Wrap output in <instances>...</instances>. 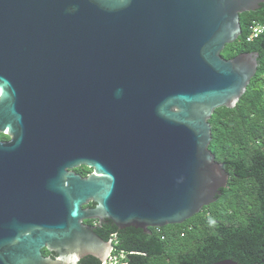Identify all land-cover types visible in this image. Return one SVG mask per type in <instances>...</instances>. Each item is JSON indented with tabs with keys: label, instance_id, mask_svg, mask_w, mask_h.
Instances as JSON below:
<instances>
[{
	"label": "water",
	"instance_id": "water-1",
	"mask_svg": "<svg viewBox=\"0 0 264 264\" xmlns=\"http://www.w3.org/2000/svg\"><path fill=\"white\" fill-rule=\"evenodd\" d=\"M262 4L0 0V124L57 114L65 130L56 152L0 149V264L103 263L113 239L84 220L148 232L216 202L230 173L209 148L210 119L236 106L260 56L222 51L242 34L240 14Z\"/></svg>",
	"mask_w": 264,
	"mask_h": 264
},
{
	"label": "trees",
	"instance_id": "trees-1",
	"mask_svg": "<svg viewBox=\"0 0 264 264\" xmlns=\"http://www.w3.org/2000/svg\"><path fill=\"white\" fill-rule=\"evenodd\" d=\"M264 22V4L240 14L241 36L228 43L222 55L260 53L257 73L235 107L217 108L210 119V150L230 173L217 201L182 224L148 232L134 227L119 229L111 220L96 233L116 238L115 253L125 252L128 264H213L232 259L264 264V33L246 40L254 21ZM78 264H102L94 256Z\"/></svg>",
	"mask_w": 264,
	"mask_h": 264
},
{
	"label": "flooded vegetation",
	"instance_id": "flooded-vegetation-1",
	"mask_svg": "<svg viewBox=\"0 0 264 264\" xmlns=\"http://www.w3.org/2000/svg\"><path fill=\"white\" fill-rule=\"evenodd\" d=\"M5 95L3 89L0 88V113L2 110V97ZM8 100L13 101L14 96L9 94ZM19 118L15 115H10L7 120H3V124H0V149L2 147L9 149V154H15L22 149H46L53 152L63 148L65 144V130L63 128L64 123L60 121L59 115H35L27 116L23 113L18 114ZM47 124L46 127L44 125ZM37 127V128H34ZM77 124L74 123V132L76 131ZM74 162V160H72ZM58 166H64L66 171L72 172L75 175H79L86 178L92 173L93 168L85 164L75 165L70 164V160L54 161ZM95 204L90 201L84 208H91ZM84 223L95 227H108V220L99 221L94 219L84 220ZM44 255H52L55 257V253L49 252L47 249L42 250Z\"/></svg>",
	"mask_w": 264,
	"mask_h": 264
},
{
	"label": "built area",
	"instance_id": "built-area-1",
	"mask_svg": "<svg viewBox=\"0 0 264 264\" xmlns=\"http://www.w3.org/2000/svg\"><path fill=\"white\" fill-rule=\"evenodd\" d=\"M250 33L247 36L246 40L248 42H252L253 40L257 39L264 33V22H260L257 20H254L251 25L249 26ZM114 242V248L115 244L118 243L117 239H113ZM126 257L125 252L115 253L112 249V252L107 257L106 261H104L102 264H128L126 261H124Z\"/></svg>",
	"mask_w": 264,
	"mask_h": 264
}]
</instances>
